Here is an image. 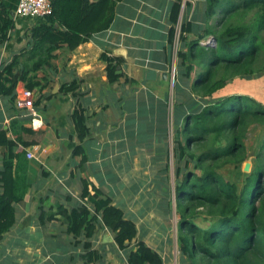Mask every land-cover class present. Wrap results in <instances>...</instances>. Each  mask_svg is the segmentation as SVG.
<instances>
[{
    "label": "crops",
    "instance_id": "1",
    "mask_svg": "<svg viewBox=\"0 0 264 264\" xmlns=\"http://www.w3.org/2000/svg\"><path fill=\"white\" fill-rule=\"evenodd\" d=\"M175 1L120 0L109 28L93 34L73 50L58 49L51 65L37 72V79L46 84L42 91L35 92L36 99L41 98L36 105L41 126L33 125L34 116L0 92V133L17 140L23 127H33L39 140L24 146V151L21 142L13 148L16 174L26 193L23 200L15 202V225L0 237V264H130V248H121L112 231L101 224L90 237L84 231L75 237L61 214L41 220L40 205L46 211L53 205L55 211L62 203L70 210L84 201L83 177L90 181V189L95 185L113 196L114 204L135 220L138 238L158 250L165 264H189L179 250L170 221L174 198L170 206V198L150 185L143 198L137 196V180L144 178L143 182L156 184L153 179L158 178L155 175L159 166L167 164L175 99L186 87L179 75L180 46L177 48L176 42L170 41ZM181 1V17L202 25L207 0ZM19 2L0 0L14 23L9 38L0 43V69L17 57L19 66H30L34 60L30 52L32 28L48 22L46 17L16 14ZM189 37L194 38V33H189ZM103 53L120 59L117 72L124 75L115 82L108 78ZM75 80L80 83L75 93L61 91L64 83ZM250 81L253 84L243 85L246 89L236 83L232 88L231 82L215 95L246 93L264 102V77ZM77 109L85 112L90 128L83 142L88 153L83 170L78 167L79 158L73 156V149L80 142L72 118ZM141 121L145 124L141 125ZM143 134L149 139L148 145L141 140ZM31 150L34 158L27 156ZM20 151L18 162L16 154ZM9 153L8 146L0 144V170ZM124 177L133 185L129 188L135 195L133 199L118 200L127 191ZM119 182L121 185H117ZM2 183L0 175V191ZM85 241L91 242L98 257L89 259Z\"/></svg>",
    "mask_w": 264,
    "mask_h": 264
},
{
    "label": "trees",
    "instance_id": "2",
    "mask_svg": "<svg viewBox=\"0 0 264 264\" xmlns=\"http://www.w3.org/2000/svg\"><path fill=\"white\" fill-rule=\"evenodd\" d=\"M118 1L52 0L48 22L32 28L33 63L21 67L17 57L0 69L3 96L15 103L20 82L36 93L42 91L46 84L37 79V72L51 65L58 49L73 50L93 34L109 28ZM181 11L182 1L177 0L170 17L172 43ZM217 14L220 16L211 23ZM236 14L243 18L232 21ZM13 25L10 11L0 3V43L9 38ZM263 31L264 0H207L202 25L184 19L181 24L177 55L179 75L186 87H182L184 93L180 92L174 104L173 147L167 154L168 158L173 155L174 183L170 182L167 197L170 206L175 198L180 214L178 246L189 264H264V140L255 154L253 168L249 172L241 169L250 156L246 142L250 128L264 126V102L246 93L215 95L236 78L264 77ZM189 33L195 37L189 39ZM101 57L107 63L111 82L124 75L117 72L120 59L105 53ZM79 86L78 80L64 83L61 91L75 93ZM40 100L39 96L36 105ZM72 118L80 139L73 156L79 158L78 167L83 170L88 160L83 142L90 128L83 110H75ZM36 134L33 127H23L17 140L0 133V144L10 150L0 170V237L15 225V202L23 200L26 193L16 174L13 148L21 142L24 151V146L38 143ZM21 151L16 154L18 162ZM231 165L232 171L226 173L224 168ZM82 182L84 201L70 210L62 203L55 211L53 205L49 211L40 205L41 220L61 214L75 237L82 231L90 237L101 224L112 231L121 248H130V264H165L158 250L138 238L135 220L125 216L112 195L95 185L90 189L87 178L83 177ZM83 245L89 259L98 257L90 241Z\"/></svg>",
    "mask_w": 264,
    "mask_h": 264
},
{
    "label": "rangeland",
    "instance_id": "3",
    "mask_svg": "<svg viewBox=\"0 0 264 264\" xmlns=\"http://www.w3.org/2000/svg\"><path fill=\"white\" fill-rule=\"evenodd\" d=\"M217 15H216V17L213 20H211V23L216 22V18H218L220 16V14L218 16ZM249 17L250 16H246L245 18L248 19ZM242 18H243V16H241L239 14H236V16H233L232 21H239ZM262 33L264 35V31ZM207 40L208 39H205V41H207ZM209 41H210V39H209ZM180 45H181V43H180ZM214 45H215V43H214ZM236 79H237V82H235ZM236 79L231 83L232 84V88H234L233 85H235V83H236V85H242L241 86L242 89H246L243 85H246L247 83L248 84H253L252 81H250L251 79H243V78H236ZM237 89H239V88H237ZM141 122H142L141 125L145 124L144 121H141ZM141 140H143L146 145L149 144V139L144 134H143V137H142ZM263 140H264V126L263 125H259V124L258 125H253L250 128L249 134H248V138L246 139V142L248 143V147H249L250 156L243 163V165L241 166V169L243 171H245L244 170V165L248 161L251 162V166H250L249 171L253 168V164L255 162V157H256L255 154L259 150L261 144L263 143ZM155 143L158 144L157 142H155ZM172 147H173V138H171V150H172ZM146 148L148 149L149 146H147ZM169 155H170V153H169ZM227 168H231V169L228 170ZM227 168H224V171H226V173L227 172H231L232 168H233V165H231V166H229ZM249 171H247V172H249ZM155 176L158 177V178L153 179V181H155L156 184H154V182H151V184L150 183H145V182H143L144 178L141 179V180H137V182L140 184L139 185V189L140 190L138 191L139 195H137L139 199L144 197L143 195L146 194L144 190H147L146 188H148L149 185H150V187H154L156 189L161 190L165 195H167L169 193L168 190L170 191V186H171L170 182L173 181V183H174L173 155H172V153H171V156H169V158L167 159L166 166H162V165L159 166ZM140 178H141V176H140ZM235 178H236V175H235ZM160 179H161V184H160ZM126 180H128V179L124 177L123 183L127 184L128 182H126ZM121 183L122 182H119L117 185H121ZM127 185H128L127 186V191L126 192H122V195L120 196V198H118V200H128L130 198L133 199V197L135 198V195L132 194L130 189H129L130 187H133V185H131V183H128ZM141 189H143V190L141 191ZM174 200H175V198H174ZM143 205H146V204H143ZM151 205H152V203H151ZM171 213H172V215L170 217V221L173 222V226H174V230H175L173 234H174L175 237H177V235H178L177 227H178V220L180 218V214L176 210L175 201H174V207L172 208ZM126 215L130 216L128 214H126Z\"/></svg>",
    "mask_w": 264,
    "mask_h": 264
},
{
    "label": "built area",
    "instance_id": "4",
    "mask_svg": "<svg viewBox=\"0 0 264 264\" xmlns=\"http://www.w3.org/2000/svg\"><path fill=\"white\" fill-rule=\"evenodd\" d=\"M52 10V0H20L19 5L16 9V14L29 17H47L52 13ZM182 21L183 18L180 16L179 23L177 24L176 37L174 40V42H176L177 48L180 45ZM36 98L37 95L32 89L22 84H19L17 86L15 100L16 106L19 109H27L31 113V115L34 116L33 125L41 126V119L39 120L38 111L36 110ZM27 156L30 158H34L35 154L31 150L27 153Z\"/></svg>",
    "mask_w": 264,
    "mask_h": 264
},
{
    "label": "water",
    "instance_id": "5",
    "mask_svg": "<svg viewBox=\"0 0 264 264\" xmlns=\"http://www.w3.org/2000/svg\"><path fill=\"white\" fill-rule=\"evenodd\" d=\"M250 166H251V162H249V161L246 162L245 165H244V170H245V171H249Z\"/></svg>",
    "mask_w": 264,
    "mask_h": 264
}]
</instances>
